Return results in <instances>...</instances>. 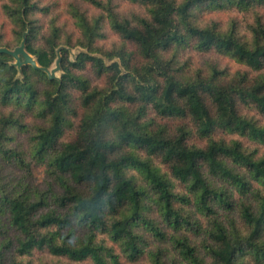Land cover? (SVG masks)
<instances>
[{"label":"trees","instance_id":"16d2710c","mask_svg":"<svg viewBox=\"0 0 264 264\" xmlns=\"http://www.w3.org/2000/svg\"><path fill=\"white\" fill-rule=\"evenodd\" d=\"M130 1L144 12L122 13L115 0L68 3L87 49L74 59L58 48L56 19L42 32L37 14L50 6L1 4L14 39L0 35V47L24 40L41 68L18 67L0 52V264H35V251L52 257L41 264H264V153L214 136L264 144V124L240 111L264 115V0ZM223 10L237 13L209 16ZM106 25L123 40L106 53L110 63L93 53ZM128 42L136 51H126ZM190 44L217 52L227 67L188 74L178 54ZM58 57L60 77H50L44 68ZM87 66L105 87L78 72ZM72 90L83 112L62 140L78 114ZM150 111L182 122L170 127ZM193 134L204 145L189 142ZM4 164L23 174L4 173Z\"/></svg>","mask_w":264,"mask_h":264},{"label":"rangeland","instance_id":"374dc122","mask_svg":"<svg viewBox=\"0 0 264 264\" xmlns=\"http://www.w3.org/2000/svg\"><path fill=\"white\" fill-rule=\"evenodd\" d=\"M40 5L42 6H50V10L48 13H38L37 17L42 24V32H46L47 28L50 25V21L52 19H56V23L59 25V27H63V35L64 39H62V43L58 47L60 48H67L70 51L71 54V59H74L75 56L80 52V51H86V48H83L79 44H77V36L79 35V32L73 22V18L69 12V5L73 0H37ZM3 0H0V35H3L4 41H12L14 39L13 31H12V26L10 25L8 19L6 18L2 8ZM117 2L118 7L122 13H129V12H138V13H143L144 12V6L140 5L138 3H134L130 0H115ZM83 8H85V5H83ZM93 11V9H92ZM89 10V12H92ZM95 12V11H94ZM236 14V11H228V10H223L219 12H213L209 16L217 19H221L222 21L228 20V14ZM208 14L204 16L205 18L209 17ZM28 31H26L27 33ZM71 37L70 44L66 42L65 37ZM23 41V40H22ZM123 44V40L108 26H104L103 28V37L98 39L96 41L95 45V52H93L95 55L102 56L107 63H110V60L108 56L106 55L107 52L111 51L114 49L116 46H120ZM126 46V51L128 52H134L136 51V47L133 43L128 42L127 44L125 43ZM7 48V47H6ZM9 49V48H8ZM11 49V48H10ZM14 49V48H13ZM11 49V50H13ZM175 49H170L166 55H171L174 52ZM33 56V55H32ZM14 61L13 63L17 65L18 67L21 64L26 63L24 56L20 55V61L22 62L20 65L17 63V59L13 57ZM137 59L139 60V57H136V55H133V61ZM114 60H118V57H116ZM226 58L218 54L217 52L214 51H209V52H203L199 51L195 48L192 47L190 44L188 47H185L184 49L180 50L178 54V61L181 64H185V69L188 74H193L195 71L200 68L203 69L205 73L210 71L212 69V64L218 63V67H227L226 66ZM241 65L236 62H231L230 68L232 70H235L236 68H240ZM61 68H60V58L58 57L54 63L52 64L51 67L47 69L48 75L52 77L59 78L61 74ZM78 72L83 73L86 77L91 82V85L93 86H99V87H105L107 84V79L105 76H97L93 69L89 66H87L83 70H78ZM72 99H73V104L74 107L77 111V115L71 117V120L73 121L74 126L70 129H68L65 134L62 137V140H69L73 137L74 131H75V126L79 120V117L81 113L83 112V108L81 107L79 103V91L78 90H72ZM240 111L247 116H252L255 119H257L260 123L264 124V115L258 112L254 107L252 106H240ZM149 116L152 118H155L156 121L162 122V123H167L170 127H173L177 123H179L181 120L174 119V118H167V117H159L156 116L153 111L149 112ZM27 121H32L31 118H29ZM182 122V121H181ZM214 136L216 138L223 137L226 140H231V139H239L243 142L244 146L249 149H257L259 151V154L264 153V144L259 143L257 141H253L248 139L247 137L240 136L237 134H230L226 133L225 131L218 130ZM189 142L191 143H196L198 145H204L205 141L200 139L199 137L196 136V134H193ZM142 155H145L144 152H141ZM153 161L155 164H158L160 168L162 169L163 172H168V168L163 165L158 158H154ZM2 171L4 173H10V175H13L15 177H20L23 172L19 171L15 166L13 165H7L4 164ZM46 177V173L43 167L39 166L36 167L34 170V176L33 179L36 181H43L44 178ZM176 186L179 191L184 190V185L181 182H176ZM13 234L12 232H10ZM0 238H2L0 236ZM193 239L197 240V236H194ZM170 257L175 256L174 252L168 253ZM33 263L35 264H41L46 261H50L52 259L51 255H49L46 251H35L33 253ZM182 264L183 262L180 261ZM62 264H77V263H72L68 261L67 259L62 260ZM79 264H91L88 261L79 263ZM127 264V263H125ZM184 264V263H183Z\"/></svg>","mask_w":264,"mask_h":264},{"label":"water","instance_id":"95a60500","mask_svg":"<svg viewBox=\"0 0 264 264\" xmlns=\"http://www.w3.org/2000/svg\"><path fill=\"white\" fill-rule=\"evenodd\" d=\"M0 52H5L9 55H11L12 57H14L15 59H17V63L20 65L22 62L20 61V55L24 56L25 58V62L26 63H30L33 66L37 67V68H41L35 57L32 56L31 54H29L26 50H25V44H24V40L20 43V45H18L17 47H15L13 50L8 49L6 47H0ZM45 71H47L46 68H44ZM50 76V75H49ZM52 77V76H50Z\"/></svg>","mask_w":264,"mask_h":264}]
</instances>
